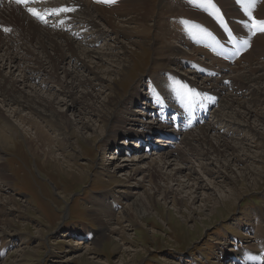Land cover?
Wrapping results in <instances>:
<instances>
[{
  "label": "rangeland",
  "instance_id": "374dc122",
  "mask_svg": "<svg viewBox=\"0 0 264 264\" xmlns=\"http://www.w3.org/2000/svg\"><path fill=\"white\" fill-rule=\"evenodd\" d=\"M172 1L174 0H169V3ZM66 2L67 0H58L59 5ZM116 2L110 5L101 3V5H105L103 10L107 13L136 12L135 16H137L135 19L138 24L132 25V30L122 31L120 38L121 42L123 41L121 52L124 53V59L127 58L126 63L124 65L119 57L112 55L118 53L117 50H113L116 46L113 41L115 38L113 40L100 38L96 43L90 44L89 34L77 35L79 57L96 70L100 77V80H94L95 89L80 85L78 90H75L74 95L79 98L74 100L75 104H81L83 108L77 113L78 115L75 116L73 114L75 112L71 111L70 105H73V100L62 94V82L52 79L54 81L51 82L52 87L44 85L42 87L40 82H44L46 74L28 73L31 70L30 63H22L20 66L0 64L3 73L7 75L11 74L10 68H12L14 71L12 77L18 78L24 90L37 91L41 97L50 101L55 111L64 113L68 117L67 120L70 119L74 123L71 129L74 134L67 137V129L63 128L65 125H61V122L54 117L47 119L41 113L32 114L29 109H17L16 106L14 108L19 112L13 116L11 109L0 100V130L12 133L13 143L10 141V145L14 144V147L10 146L12 150L0 144V264H233V256L229 253L234 251L231 249L240 251L244 247L248 249L251 245L256 246L258 244L256 237L258 234L255 233L258 229L255 228L256 222L264 229V137L248 131L246 125L238 124V120L234 121L233 112L216 105L213 115L207 122L215 125L217 132L211 133L210 136L213 140L215 134L226 137L237 147V153H241L244 160L235 162L232 165L234 169L229 170L221 163L215 162L214 167L217 171L209 172L202 160H197V156L191 155L190 147L183 143V140L180 142L171 136L163 146H158L157 131L149 135L151 138L153 136L152 139H149L147 134L128 131L137 128L139 130L143 123H156L154 116L150 114L154 109L150 98L153 86L157 85L160 88V90L155 88V92L165 93L163 97L175 96L170 91L172 88H177L180 94L179 85H172L174 81L183 82V78L176 77L175 72H179L184 77L192 78L195 88L199 89L196 87L197 84L200 88L207 89L209 84L205 79L206 73L194 78L190 74L193 71L191 62L207 71L215 64L233 67L239 64H242L239 66L246 63L253 64L249 58L246 62V57L255 50L258 56L264 55V42L261 39L264 38V33L250 37L246 23L248 16L245 18L238 8H235L229 18L227 12H230L232 4L225 6L226 8L219 4L237 33L250 41L251 49L242 56V59L235 64H227L212 58L209 52L197 46L198 43L190 44L192 45L190 48L179 43V47L182 48L180 51L169 42L170 40L164 39V35L161 36V40L164 39L166 45L161 46V56L157 59L158 38L156 40L155 38L160 36V30L157 32L155 29L158 28L153 25L154 19L162 14H159L160 9H157L160 0H140L139 4L147 2L152 4L151 7L146 4L135 5L132 0H116ZM174 2L177 3L176 7L174 4L169 5H172L171 10H175L178 5L181 6L177 13L179 15L190 7L195 9L186 0ZM263 4L264 0L258 1L254 8L258 19L262 20H264V16H261ZM10 6L11 3L7 2L6 7L5 5L0 7V16L4 17L1 23L5 24L13 17ZM201 10L204 11V8ZM212 10L209 7L205 11L208 13ZM171 12L173 11H167L161 16L169 15ZM179 15L176 18H179ZM63 16L64 14L60 19ZM144 17L146 19L143 22ZM93 19L99 27L109 32L115 27V22L118 23V20L104 23L96 16ZM75 23L72 25V30L77 31L80 24ZM183 24L185 21L182 18L181 25ZM180 30L182 34L183 31ZM107 43L115 46L110 47ZM34 46L39 47L37 42ZM195 48L202 50L197 56L192 52ZM35 49L44 61H48V56L42 49ZM16 50L21 51L18 48ZM97 53L104 58L102 61ZM156 59L161 69L158 68ZM182 60L184 62H181ZM68 62L70 61H66L65 66L73 69L74 63L69 65ZM236 71L231 74H235ZM216 72V77L220 75L218 78L221 79L223 74L217 70ZM24 73H28L34 80L27 87L28 83L23 85L22 82ZM157 73L160 74L154 78ZM169 74L174 76L168 78ZM58 77L57 79L63 80L60 73ZM86 89L93 91L96 95L95 101L81 98V91ZM137 89L143 96L140 101L134 100V103H129L126 111L121 110L122 106L119 104L118 107L114 105L110 106V109L107 107L103 110L108 94L117 97L118 101L122 99L126 101ZM239 94V96L246 94L245 97L250 100L252 109L256 112L254 114L258 116L252 117L250 122L264 133V104L253 102L258 96L247 90L243 89ZM64 101L67 105L63 103ZM89 104L97 106L101 111L121 114V117H126L132 124L124 125V128L118 130L117 135L109 136L106 130L108 126H103L104 121L101 118L104 114L99 117L96 112H91L88 109ZM155 105L157 108L154 112L159 109V106ZM142 106L150 107L144 110L145 116L142 114L144 109ZM135 109L136 112L133 111ZM220 114L223 118L219 117ZM131 119H136V122L133 123ZM85 122L86 125H82ZM106 138L104 144L102 139ZM142 138L144 142L141 141ZM198 149L203 151L204 148L200 146ZM183 150L192 157L194 167L198 170L194 171V176L199 178L201 185L203 184L201 186L203 189L198 188L197 193L192 192V194L191 190H188L191 189L189 186L181 192L175 181L170 183L167 181L168 185L180 190V193L177 192V198L184 196L183 199L175 202L172 198L164 199L160 191L155 192L156 185H152L148 177L143 186L123 184L122 181L125 180L123 173L128 172L135 163L140 162L146 170L147 164L153 159L163 165L159 154L165 151H171L170 157L173 159L170 161L171 165L163 170L167 173L174 172L177 167L175 155ZM158 151L160 153H157ZM113 154L116 155L112 156ZM180 155L178 154V158ZM219 162L223 163L224 160L220 159ZM71 166L77 170L75 171L77 174L84 172L86 178L83 180L71 178L59 170L60 167H64L66 171ZM181 166L186 168L184 164ZM250 169L255 171L256 175L246 178L241 176L242 173L247 175L251 172ZM143 175V172L138 173L133 184H136L137 180H143ZM180 177L181 180H187L185 173ZM192 180L195 179L191 178V182ZM160 183L163 184L162 186L166 184L163 181ZM228 188L237 193L231 196V200L226 198L231 193ZM5 197L19 202L21 207L7 205L4 202ZM208 198L209 200H206ZM139 199L141 205L138 208L135 202ZM130 203H133L132 206H129ZM101 206H105L106 210L113 214L114 217L110 221L109 217L98 210ZM106 220L108 225L118 229V234H113L112 241L107 238L91 244L94 237L98 239L100 236L103 222ZM79 232L83 233V237L77 236Z\"/></svg>",
  "mask_w": 264,
  "mask_h": 264
},
{
  "label": "bare ground",
  "instance_id": "6f19581e",
  "mask_svg": "<svg viewBox=\"0 0 264 264\" xmlns=\"http://www.w3.org/2000/svg\"><path fill=\"white\" fill-rule=\"evenodd\" d=\"M174 1L169 3V0H160L159 6H157L158 7L157 9H160L159 14L162 13L161 15H163V13L167 11H173L169 13V15L166 14L163 17L161 15H159L161 17L159 16L157 18L154 17L155 19H154L153 26H156V28H158V29H155L157 32L160 30L159 32L160 36L158 35V37L155 38V40L158 38L157 48L155 47L157 59L161 56V51H160L161 46L166 45L164 43V39L168 41L170 40L169 42L173 44V46L176 47L180 51H182V48L179 47L178 45L179 43L183 44L187 48L192 47V45L190 44H193V42H190L188 39H186L184 35H182L180 32L181 31L180 29H182V26L184 25V24L181 25L182 18L183 19L184 18L193 19L194 20L193 22H196L197 19H200V21L199 20L197 21L201 22L204 25H209V26H211V24L214 23V20L217 19V15L215 12H214V15H209L205 10L200 11L199 9L196 10V8L193 9L192 7L185 10L184 12L182 11V13L186 12V14L183 15L181 13L182 15L181 14L179 15L177 13H179L181 6L178 5L176 8L177 10L176 9L171 10L172 5L171 6L169 5V4H174V5L177 4ZM216 1L223 7L225 6L228 7V5L232 4V7H230L231 9L229 10L230 12H227L229 18H231V16L234 13L233 10L237 8L233 0H216ZM235 1L237 2V0ZM132 2H134L135 5L146 4L150 7L152 5L151 3L147 4V2H142L139 4L140 0H132ZM184 4H182V7ZM3 5H5L6 7L7 2L0 1V7ZM102 5L100 2H97V0H67V2L63 3L62 5L56 4L54 8H60L62 6H69V7L75 8V11L64 14L63 18L61 19L57 18L56 20H50L48 23H46L47 25H45L44 23H40L36 19L31 17L20 6L14 3H11V6L9 7V9H11V15L13 17L4 24V23H1L4 20V17H2V15L0 16V26H3V28L11 29V31H7L8 33H5L2 30V28H0V64L5 65L6 63H8L10 64V66H12V64L20 66L22 63L24 64L30 63L31 70H29L28 73L33 74L36 72V73H42V75L46 74V79L44 80V82H40L42 87L43 85L46 87H52L53 83L51 84V82H54L52 79L62 82L61 83L62 94L64 97L71 98L73 100V105L72 106L70 105V108L72 112H75L73 114L76 116V114L80 111V109L83 110V108L81 104L80 105L75 104V101H76L75 99L78 98L77 96L74 95L75 90H78V87L80 85L91 86L90 88L95 89L96 83L94 80L95 79L100 80V77H98L99 73L93 68H91L90 65H88L84 60H82V58L79 57V54L77 52V46L79 42L77 39V35L86 36L89 34L90 44L96 43L97 40L100 38H104L105 40H113V38H115L113 41L115 42L116 46L115 45L111 46L110 43H107V44H109L110 47L115 46L113 50H117L118 53H115V54L112 53V55H114L115 57H119L120 62L125 65L127 58L124 59V53L121 52L123 41L121 42L120 38L122 37V31H126L128 29L132 30L131 29L132 25L137 23V19H135L137 17L135 16L136 12H127L124 14H118V13L113 14L112 12L109 13L110 12L109 11L107 13L105 12V10H103V7L105 5L104 6ZM168 8L170 10H168ZM261 13L263 14L261 16H264V4L262 5ZM127 15L129 16L127 17ZM177 15H179V18H176ZM95 16L99 18L101 21H103L104 23L115 22V20L116 21L118 20V23L115 22V27H113V29L109 32L108 30H104L101 27H99L98 24H96V22L93 19ZM125 16L127 18H125ZM141 16L142 15H140V17ZM144 19H146V17L142 18L143 22L145 21ZM61 21H63V23H61ZM75 22H79L80 24V27L78 28L79 30L77 31L72 30V25L76 24ZM185 26L193 31L194 36L195 34H198L202 31V28L200 26H196L195 28L189 21H186ZM163 35L165 37L162 41L161 36ZM205 35L206 34H202L201 36H205ZM261 39L264 42V38H261ZM35 42L38 43L39 47L34 46ZM119 43H121V45ZM194 43L196 42L194 41ZM33 47L42 49V51L47 54L48 61H44L37 53L38 51ZM16 48L20 49L21 51H17ZM192 52H194L195 54L194 56H197L200 52H202V50L199 48H195ZM256 53L257 52L255 50L252 54L250 53L246 57V62H247V59L249 58L250 60L253 61V64L246 63L243 66H239V65H242V64H239L237 65L238 67L237 66L233 67L230 65L220 66L218 64H215L212 67V69L207 71L204 68H200L198 64L193 65L191 62L190 65L193 68V71L190 74H192L194 78H196L199 75L206 73L207 78L205 79L208 80L209 88L206 87L207 89L205 90L209 95H211V98H213L214 100H219L217 103L218 105L226 108L227 110H230V112H233L232 115H235V117L231 116V114L229 115L230 117L235 118L234 120L235 122L236 120H238L239 121L238 124L242 123L246 125L248 128V131L253 132V134L255 133L254 135L259 134L260 137H264V133L262 132V130L259 129L258 127H255L250 122V119L252 117H256V114H254L256 112H254L255 110L252 109V104H250V100L245 97L246 94L239 96L240 95L239 92L244 89V90L249 91L251 94L258 96V99L253 100V102H260L261 104H264V60H262V58H264V55L260 57L258 56L259 54H256ZM97 56L100 59V61L104 59L101 57L100 53H97ZM157 59L155 60V62L158 66L159 64H158ZM66 61H70L68 62L69 65H71L72 62L74 63L73 69L65 66L67 65ZM181 62H184V60H182ZM178 63H180V61ZM2 65H0V100L2 101V104L8 106L11 109V113L13 114V116L17 115V112H19L17 109L19 108H21L22 110L29 109L30 113L32 114L41 113L47 119L54 117L55 119L60 121L61 125L62 124L65 125V127L63 126V128L67 129V132H68L67 137H69V135L74 134V132L71 130L74 127L73 121H70V119L67 120L68 117H66L64 113L55 111L50 101H48L44 97H41L40 96L41 94L38 93L37 91L31 90V92H29L28 90H24L22 88L23 86L21 87L22 83L19 82L18 78L12 77L14 73L12 68H10L11 74L7 75L3 73V70L1 69ZM49 67L51 68V70H49ZM158 68L161 69V65L158 66ZM215 70L223 74L221 79L218 78L220 77V75L218 77H216L217 75L214 76V74L216 73ZM235 71H236L235 74H231L232 72H235ZM212 72H215V73H212ZM28 73H24V75L22 76L23 85H26L28 83L26 87L29 86V84L34 81L33 78L30 75H28ZM59 73L62 75L63 80L57 79L59 78L58 77ZM175 73H177L176 77H181L184 80L182 83L174 81L172 85L173 86L179 85L180 94L178 95V97L181 98L182 102L184 101L185 105H191L200 96L201 92L199 91V89L195 88L192 78L184 77V75H182L179 72H175ZM159 74L160 73H157L154 76V78L158 76ZM179 74L181 75L179 76ZM225 81H228L230 83H225ZM86 90L81 91L82 93V95H80L81 98H83L84 100L95 101L96 95L93 94V91L91 92V89H86ZM151 93L154 95V97L152 98V101L159 106V109H158L159 112L157 111L156 113V116L158 117H156L154 121L156 123H143L140 125L139 130L138 128L136 130L129 129L128 132H131V133L138 132L139 134H147L149 136L151 135V133L156 132L159 127L165 125L164 123L161 122L162 115L160 114V111L162 110L164 112H168L170 110H173L175 107L174 105H170L164 102L163 95L165 93L155 92L154 89L151 91ZM188 93H189V99H186ZM142 96H143L142 92H140V90L138 89L134 91L128 97V99L126 98L127 99L126 101H124L123 99L121 101H118L117 97L115 98L111 94H108L106 96L105 103L103 104L104 106L103 110H106L107 107L109 108L110 106L113 107L115 105L118 107L120 105L122 106L121 110L124 109V111H126L128 109L126 106H128L129 103H134V100L140 101V98ZM166 96L168 95L166 94ZM63 103L67 105L66 101H64ZM14 106H16L17 109H15ZM143 108L144 109H142V114L143 116H145L146 113H144V110L146 111L150 109V107L144 106ZM88 109L93 113L96 112L99 117L101 116V114H104V116H101V118L104 121L103 126L104 127L106 125L108 126L106 130L109 136L117 135L118 130L121 128H124V125L132 124L131 122L130 123L128 122L129 119H126V117L125 118L121 117V114H113V112H109V111L106 112L103 110L101 111L95 105L89 104ZM133 111L136 112L137 109ZM216 112L215 114H217ZM219 117H222V115L220 114ZM131 121L135 123L136 119H131ZM77 123H78V120H77ZM82 125H86V122L83 123ZM160 131H164V130H160ZM215 132H217V127L207 122L204 124L196 125L193 129L189 130L188 132L184 134H171V135H167L164 138L159 137L157 142H159L158 146H163L166 142L169 141L168 140L169 137L172 136L173 138L176 139L177 136H180L179 139L183 140V143H185L187 146L190 147L189 149L192 152L191 155L197 156V160L198 159L202 160L203 164L206 166V170H208L209 172L217 171V169L214 167L215 162L217 164L221 163L225 167V169H228V170L234 169L232 168L233 167L232 165H234V163L237 161L239 162V161L244 160V158L241 156V153L240 154L237 153V150H238L237 147L232 145L226 139V137L224 138L223 135L215 134L214 136L216 137H215V140H213V137L210 136V134L211 133L213 134ZM11 134L12 133L9 134L5 131L0 130V144L2 145V147L3 146H5V148L8 147L9 150H12L11 147H14V144L13 146L10 145V141L12 140ZM102 141L104 142V144H106L105 142L107 141V138L102 139ZM193 141H195V144H193ZM11 143L13 142L11 141ZM200 146L201 148H204L203 151L198 149V147ZM170 152L168 151L161 152V153L160 151L157 152V153H160L159 158L163 162V165H160L156 161V159H153V161L147 164V170H146L144 166L140 165V162L135 163V165H133L132 168L129 169L128 172L123 173V175L125 176L124 178L125 180L124 181H122V179L120 180L125 185L143 186L145 179L148 177L150 178L149 182L152 185L153 184L156 185L155 190H154L155 192L160 191L164 199L167 200L168 198H172L175 202H177L178 199H181L184 196H182L181 198H177V195H178L177 192H179L180 190L175 189L174 186L171 187V185H168L166 183L167 181L169 183L170 181L171 182L175 181L176 184L179 186V188L182 190L181 192H183V190L187 189L188 188L187 186H189V188L191 189H188V190H191L190 191L191 193L192 192L197 193L198 188H202L201 186L203 184L201 185L199 182V178H196L197 176L196 177L194 176V171H196L197 169H195L194 167L195 165L192 160V157L185 150L181 151L180 153L177 152L176 155L174 154L175 156H177L176 157L177 167L175 168L174 172L172 171L171 173H167L163 170V168H165L166 166L171 165L170 161L173 158L170 157V154H171ZM178 154H181L179 158H178ZM187 154L188 156L186 157ZM114 155L116 154H113L112 156ZM132 159L134 160L136 158H132ZM220 159L224 160V162L223 163L219 162ZM141 163H144V162H141ZM178 164H181V165L184 164L186 165V168ZM221 167L222 166H220L219 169H221ZM59 170L61 171V173L66 174L68 177L71 176V178L75 177V178H79L80 180H83L86 178V174L84 172L81 174H77L75 172L77 170H75V168L72 166L70 167V169L66 171L64 170V167H60ZM141 172L144 173L143 180H137L136 184L135 183L133 184L134 182L133 180H135L137 177V174ZM184 173H185V177H187V180H181L180 176H182V174ZM252 175H256L255 171L253 170L247 173V175H244L242 173L241 176L246 178V176H252ZM191 178H194L195 180H192L191 182ZM162 181L166 183L164 186H162L163 184L160 183ZM190 185H192V187H190ZM235 193L236 192H233V190H231L230 196H227L226 198L227 199L230 198L231 200V196L235 195ZM203 200L205 202V199ZM206 200H209V198ZM4 202L7 205L13 204L15 206L17 205L18 207H21V204H19V202H15L10 197H5ZM135 203H136V206L139 208L141 205L140 199L139 201L137 200ZM132 204L133 203H130L129 206H132ZM98 210H100L105 216L109 217L108 218L109 221L111 220V218L114 217L110 211L106 210L105 206L99 207ZM108 212H110V214ZM122 217H124V214ZM126 217L129 218L128 216ZM256 224H255V228L258 227V229L255 230L256 231L255 233L258 234L256 236L258 238V242H257L258 244L256 246L251 245L248 249L244 247L241 250L239 249L240 251L231 249L232 251H234L233 253H229L230 255L233 256V259H232L233 264H236V262L238 264H264V229L262 228L260 223L258 224L256 222ZM101 229H100L101 230L100 236L98 237V239L94 237L93 238L94 240L92 241L91 244H95L99 240H103L107 238L109 239V241H112L113 234H116V233L118 234V229L111 227L110 224L108 225V220L103 222ZM247 235L248 234H246V236ZM245 248L247 250H245ZM243 252H246V253H243Z\"/></svg>",
  "mask_w": 264,
  "mask_h": 264
},
{
  "label": "snow or ice",
  "instance_id": "6c2138e0",
  "mask_svg": "<svg viewBox=\"0 0 264 264\" xmlns=\"http://www.w3.org/2000/svg\"><path fill=\"white\" fill-rule=\"evenodd\" d=\"M13 2L16 5L21 6L25 11H27L31 16H33L35 19L41 21L42 23H48L47 17L50 15L54 16H60L62 13L67 14L70 12L75 11V8L69 7V6H62L60 8H53V9H44L43 11L30 7V4H35L38 3L39 0H13ZM97 2L100 3H106V4H114L116 3V0H97ZM193 3H196L197 0H192ZM238 4H241L244 8V11L246 15L249 18V23H248V28L250 30V33L252 36H255L257 33H264V20L262 19H257L253 15V9L256 6L257 0H237ZM201 8H204V10H208L209 7L212 8L214 11H209V15H214L215 13H218L219 10L215 8L214 0H199L198 5ZM63 23V21H61ZM2 30L4 31H11L9 28H3V26H0ZM228 41L229 42H235L236 37L233 36V34L229 31L228 32ZM240 47L236 52V55H239L241 51H246L248 47H250V42L248 39H243L238 41ZM235 46V45H234ZM225 83H230L228 81H225ZM186 99H189V97H186Z\"/></svg>",
  "mask_w": 264,
  "mask_h": 264
}]
</instances>
